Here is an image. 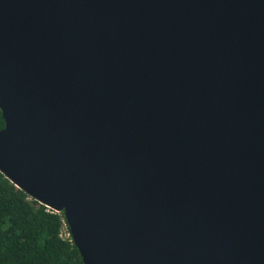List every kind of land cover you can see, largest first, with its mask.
Here are the masks:
<instances>
[{
    "label": "water",
    "instance_id": "1",
    "mask_svg": "<svg viewBox=\"0 0 264 264\" xmlns=\"http://www.w3.org/2000/svg\"><path fill=\"white\" fill-rule=\"evenodd\" d=\"M0 117L83 264H264V0H0Z\"/></svg>",
    "mask_w": 264,
    "mask_h": 264
},
{
    "label": "trees",
    "instance_id": "2",
    "mask_svg": "<svg viewBox=\"0 0 264 264\" xmlns=\"http://www.w3.org/2000/svg\"><path fill=\"white\" fill-rule=\"evenodd\" d=\"M64 229L69 234L62 213L50 212L0 172V264H83Z\"/></svg>",
    "mask_w": 264,
    "mask_h": 264
},
{
    "label": "built area",
    "instance_id": "3",
    "mask_svg": "<svg viewBox=\"0 0 264 264\" xmlns=\"http://www.w3.org/2000/svg\"><path fill=\"white\" fill-rule=\"evenodd\" d=\"M47 209H48L50 212H52V213H57V212L51 210V209L48 208V207H47ZM57 214H58V213H57ZM62 237H63V238H68V237H69V234H68V232L66 231V229L63 230V232H62Z\"/></svg>",
    "mask_w": 264,
    "mask_h": 264
}]
</instances>
